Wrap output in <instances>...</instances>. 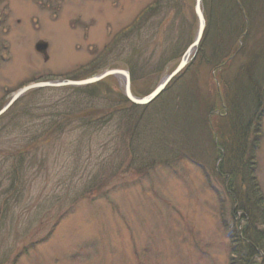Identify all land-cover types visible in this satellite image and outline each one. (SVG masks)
<instances>
[{"label":"rangeland","instance_id":"374dc122","mask_svg":"<svg viewBox=\"0 0 264 264\" xmlns=\"http://www.w3.org/2000/svg\"><path fill=\"white\" fill-rule=\"evenodd\" d=\"M13 1L11 12L0 4V20L8 15L11 21L4 22L14 28L9 35L0 32V110L29 84L84 80L111 69L129 70L132 90L148 96L175 70L198 30L196 0H68L51 10L52 21L34 5V22L27 5ZM205 2L209 11L214 8L205 14L197 48L208 35L205 54L195 52L158 97L164 96L147 104L155 103L146 111L148 122L138 121L143 111L128 112L132 102L124 94V79L116 76L101 80L103 86L90 97H84L85 86L46 87L29 92L36 93L23 106L26 94L9 108L0 121V264H246L245 235L236 230L244 225L243 211L227 189L229 177L217 173L231 143L226 129L231 122L220 112L225 102L252 108L239 77L252 66L249 46L264 49V26L259 18L254 31L238 35L249 17L235 9L227 19L217 8L219 0ZM216 8L217 24L229 20L226 27L234 28L228 38L225 23H215ZM184 11L187 16L180 18ZM5 27L0 22V31ZM39 35L49 37L47 56L34 50ZM220 35L228 48L223 62L231 63L221 75L223 55L212 68ZM263 63L259 57L253 66L259 72ZM119 93L128 103L108 108ZM28 104L31 119L24 115ZM58 113H68L70 127L58 129L63 123ZM259 114V126L253 123L250 131L259 134L244 149L246 172L239 182L244 191L252 187L261 193L263 198L252 197L248 206L264 219V100ZM192 118L193 125L198 118L209 124L202 144L182 138ZM50 121L58 124L45 131ZM12 173L20 176L17 183ZM10 182H22L14 191L18 195L8 191ZM251 228L259 240L264 223Z\"/></svg>","mask_w":264,"mask_h":264},{"label":"trees","instance_id":"16d2710c","mask_svg":"<svg viewBox=\"0 0 264 264\" xmlns=\"http://www.w3.org/2000/svg\"><path fill=\"white\" fill-rule=\"evenodd\" d=\"M203 1H204L205 14L206 13L212 14V11L214 8H212L211 11H209V9H208L209 6H207L208 4L205 2L206 0H203ZM238 1H240V2H238ZM219 2H220V7H217V8H219L222 11V14L225 16V18L227 15V19H228V15L236 12L235 9L243 12L246 15V17L247 16L249 17L251 23L249 24L248 27H247V25H248L247 24L244 30H241V29L238 30L239 31L238 35L243 34V32H245V31L248 34L251 33L252 31H254L255 23L259 22L260 20H262L261 25L264 26V0H219ZM157 5H159V4H156L155 6H157ZM217 8H216L217 20L215 21L216 24L219 22L218 18L219 19L221 18ZM192 9H193V13H195L194 14L195 15V19H194L195 25L194 26H195V30H196L198 20H197V16H196V12H195V7L193 6ZM183 16H185V17L187 16V13L185 11L182 12V14L179 17L182 18ZM259 18H260V20H257ZM229 22H230L229 20H225L222 24H217L219 26H223V24L225 23V25L223 27H224V32H225L227 38L230 37V35H232L233 31H234L233 27H232V29H230L229 27L228 28L226 27V25ZM196 32H197V30H196ZM215 32L216 31H214V33ZM227 32H228V35H227ZM195 35H194V37H195ZM214 36H216V35H214ZM217 38L218 39H216V42L213 45L214 49L212 50L213 54H215L214 57H216V60L213 64L212 68L215 69L220 64V66H222V67L217 68L218 69L217 71L221 75L223 73L224 69H226L227 67L229 68L231 66V63L225 64V62H223L225 60H228V56L224 57L225 54L226 55L228 54L227 52H225V51H227L228 48L225 47L226 43H224V42H226V41H223L224 38L222 37V35L217 36ZM207 40H208V35L205 37V39L203 41V45L201 44V46H203L202 49H201V46L199 47V51L197 52L198 54H200V55L205 54V43L207 42ZM192 41H194V39H192ZM261 44L264 45V43H261ZM185 48L183 51H181L179 58L183 57V54H184L183 52H185ZM249 51L250 52L248 53V56L252 57L251 61H250L252 66L247 67L244 71V75L240 76L239 79H243L242 83L244 85V91L247 92L248 100L250 101V105L252 106V108H239L235 105H233V107H232L230 103H229V105H230V107H229L227 105V103L224 101L225 105L223 106L222 112H220V113L225 114L224 117H223V115H221L223 117V119H229L231 122V124L229 126L227 125L228 127L226 126V129L229 130V133L231 136V141H230L231 143L229 144V147H230V153L229 154L230 155H229L227 161H226V158H224L222 160L221 164L219 165V171L217 173L219 174V176L225 177V179L227 177H229L230 184L227 186L228 187L227 189L230 193L231 198H232V193H234L235 198L233 199V202L236 205V207H238L239 209H241L243 211L242 212L243 213L242 219L244 220V225L241 226L240 224H238V227L236 230H238V232L241 231V234L245 235L244 240L247 242L248 251H247V253L243 252L241 255L243 256V258H246V257L249 258L247 260L248 264H264V257H263L264 252L261 250V245L264 246V244H263L264 231L262 232V236H260L261 238H259V240H258L257 236H256L257 234L253 235V232H252L253 228H251V226H253V225L256 227V225L259 226L260 224H263L264 219L263 218L259 219V217L253 212L254 210L249 208V206H248V204H252L250 202L253 200V198L262 199L263 197L260 196L261 193L256 188H254V190H253L252 187H249V188L245 187V191H244L243 188L241 187V186H243L242 182H239L240 181L239 177L244 175L246 172V167L243 163V153L245 151L244 149H246L245 147H248L250 145V139L251 138L257 139L258 134H259L257 132H254L253 135L251 134L250 131L253 130L251 128V125L253 123H255L257 125V127L259 126L258 117L262 114V113L259 114V108L263 104V100H264V63H263V66L260 67L259 72L253 66L258 62L259 57H262V58L264 57V49H263V46H261V45L257 46L256 43H253L252 46L251 45L249 46ZM232 53L235 54V52L232 51L229 54V56L232 55ZM221 55H223V57H224V58L222 57L223 63L220 62L219 64H217L221 59V57H220ZM257 55H262V56L257 57ZM218 57L220 58L219 60H218ZM178 64L179 63H177L174 68H176ZM234 78H235V80L238 79V73H235L233 79ZM246 81H249V83H247ZM228 84L230 85L231 82H227V85ZM100 86H103V83H96V84H93L92 86L91 85L85 86L82 89V91L84 92V97H90V96L95 95L94 90L96 88L100 89ZM102 88L103 87H101V89ZM35 93L36 92L27 94L26 96H24V98L21 99V101L19 103H22V106H23V102L27 101L28 97H30L31 95H33ZM238 93H239L238 91L235 92L236 95ZM241 94H242V92H241ZM118 96H119V99H114L112 102H109V105L107 104L109 106L108 108L113 109L116 105H119L121 103H128L129 100L124 95L119 93ZM162 96H164V94H162L160 97H158L154 102L157 103L161 99ZM215 96L217 98V95H215ZM189 98L192 100L194 99L193 97H189ZM88 99H92V98H88ZM187 101H189V100H187ZM154 102L150 106L149 105L139 106V105H135L133 103L132 104L129 103L130 107H128V112L132 113V111H136V113H139V112L143 111V115H141V117L138 119V121L141 122V120H146L148 122L149 117L147 116L146 111L152 105L155 104ZM221 104H224V103L221 102ZM29 108H31V104H30V106L28 104V105L23 107V109L25 111L24 115L25 116L28 115V118L31 119V118H33V115L30 113ZM207 110H210L213 112L215 110V108L212 109V107H208ZM10 112H12V109H10L9 112H7L5 115H3L0 118V121L2 119H5L6 115L10 114ZM58 114H61V113H58ZM139 115H140V113H139ZM67 117H68V113H66V114L62 113L60 119L63 120V123L58 124V123H55L54 121H50V122H48L49 125L46 126L45 131H47L50 128H54L57 124H58L57 125L58 129H62L64 127L65 128L70 127L71 123H68V121L66 120ZM141 118H143V119H141ZM53 119H56V118L53 117ZM198 120H199V118L197 119V123L200 122L201 125H200V123L197 125H193V122L196 120L192 118L190 120V122H192V125H191L192 128L183 130L184 137H182V138L184 139V141L188 142L189 144H194V143H201L202 144L205 142L206 136L208 135L207 132H209V130L207 128V125H209V124H207V122L205 124V122H202V120H200V121H198ZM226 121L227 120H224V123ZM139 122H138V124H139ZM138 124H137V128H139ZM3 128L5 129V127H3ZM45 131L43 134H45ZM43 134H41V136ZM210 135H212V133L209 134V136ZM30 149H31V147L27 148L28 151H30ZM215 149H216V147L214 148V150ZM27 159H29V158H27ZM23 161L24 160L20 161V163H22ZM249 163H250V165H249L250 168H253L254 162L252 161V159L249 161ZM30 164H31V160H30ZM18 165H19L18 163L13 162L12 166L14 167V169H18L15 172H19V166ZM228 166H229V169L232 170V172H229V170L227 169ZM12 174L13 175L11 178H13L14 183H17L20 176L17 174L15 175L14 173H12ZM14 183L10 182V185L12 187L9 186L8 191H10L11 194L18 195L14 191L15 190L18 191L17 189L20 186V184H22V182L21 183L19 182L20 184H18L16 186L12 185ZM21 191H23V188L21 189ZM260 202H262V201H260ZM247 232L249 234H247ZM254 257L256 259L253 260V262H251L250 259H252ZM247 262H246V264H247Z\"/></svg>","mask_w":264,"mask_h":264},{"label":"water","instance_id":"95a60500","mask_svg":"<svg viewBox=\"0 0 264 264\" xmlns=\"http://www.w3.org/2000/svg\"><path fill=\"white\" fill-rule=\"evenodd\" d=\"M195 11L198 17V33L194 43L188 48L186 53L181 59V62L176 67V69L171 72L169 75L165 76L159 86L153 91L150 95L146 97H138L132 91V82L131 74L128 70L124 69H112L103 72L102 74L96 75L94 77L84 79V80H52V81H43L29 84L21 88L17 93H15L7 104L0 110V117L6 113L9 108L16 102L18 99L23 97L25 94L31 92L32 90L42 89L46 87H62V86H87L101 81L102 79L108 76H116L124 79V94L125 96L134 104L139 106H144L155 100L162 91L165 90L167 84L177 76L189 63L191 56L198 48L202 35L206 27V17L203 9V0H196ZM40 45V44H39ZM38 45V46H39ZM42 48L46 47V44L41 46Z\"/></svg>","mask_w":264,"mask_h":264},{"label":"flooded vegetation","instance_id":"af4514ba","mask_svg":"<svg viewBox=\"0 0 264 264\" xmlns=\"http://www.w3.org/2000/svg\"><path fill=\"white\" fill-rule=\"evenodd\" d=\"M3 1L6 3V5H8V11H9V8H10V11L9 12H11L12 11V7H11L10 2H12L13 0H0V4H2ZM18 1H20L22 3L21 6H20V8L22 6H24V5H27L26 7L29 8V14L28 15L30 17H33L32 18V22H34V20L37 19V17L34 16V15L33 16L30 15V12L32 11L34 5H35L34 7L36 9L37 8H40L39 10L42 12L41 17L44 20L47 19L48 21H52L51 20V18H52L51 10H54V11L57 10V6L60 5L61 2L68 1V0H26L24 2H22L21 0H18ZM18 1H16V3H15V12H17L19 14V12H18L19 11L18 10V6H19V3L20 2H18ZM13 3H14V1H13ZM44 13H47V15H45ZM6 19L7 20L10 19L9 21H11V18L8 15H5L3 13L0 22H1V26H3V27L6 26V27L4 28V31L3 30L0 31L1 32V36L4 35V34L9 35V34H11V31L12 32L14 31V28L11 30V28H10V25L11 24L10 23L7 24V22H4ZM21 21H22V17L20 16V18H18L19 25H23V22L24 21H22V22ZM13 36L15 38V35L14 34H13ZM39 36L42 37V38L38 39L35 43L32 41V43L34 45V50L38 54H42V55L47 56V54H48V48H49V43L48 42H50L49 37H47V35H39ZM5 44H7V46L9 47V44L12 45V42L5 43ZM43 44H46V47L42 48L41 46Z\"/></svg>","mask_w":264,"mask_h":264}]
</instances>
